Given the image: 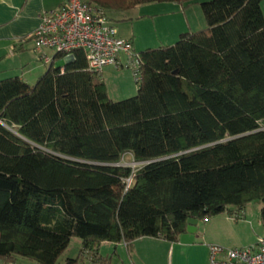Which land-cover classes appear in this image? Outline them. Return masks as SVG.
Listing matches in <instances>:
<instances>
[{
	"label": "trees",
	"instance_id": "16d2710c",
	"mask_svg": "<svg viewBox=\"0 0 264 264\" xmlns=\"http://www.w3.org/2000/svg\"><path fill=\"white\" fill-rule=\"evenodd\" d=\"M262 1L84 0L110 24L149 4L201 9L204 30L132 46L140 74L128 100H109L83 51L33 85L0 81V264H57L72 239L79 255L65 264H108L102 243L128 256L143 238L179 243L189 220L253 201L264 226Z\"/></svg>",
	"mask_w": 264,
	"mask_h": 264
},
{
	"label": "rangeland",
	"instance_id": "374dc122",
	"mask_svg": "<svg viewBox=\"0 0 264 264\" xmlns=\"http://www.w3.org/2000/svg\"><path fill=\"white\" fill-rule=\"evenodd\" d=\"M210 1V0H202ZM111 25L116 29L117 34L121 38L131 39L135 43L133 53H140L146 49H158L162 47H171L178 41V36L182 33L196 32L204 30L206 23L204 21L201 9L195 6L187 11L186 15L181 12L179 6L173 4H149L138 7L137 9L116 15L113 17ZM49 55L52 53L48 52ZM33 64L46 71L48 67L44 66L40 61H34ZM65 65L64 60H57L55 68H62ZM33 65L29 67L26 79L32 85L38 79L40 74L38 71H32ZM40 71V70H39ZM101 79L104 83L107 96L112 102H120L134 98L137 95L138 85L130 70L125 67L115 69L107 67L101 70ZM122 165L136 167L128 159ZM129 162V163H128ZM262 204L259 201L251 202L245 209L249 215V219L259 215ZM241 213H237L234 208H230L227 213L221 216L211 218L207 222H200L197 230L201 235L207 232L208 235H220L227 248L240 249L247 247L252 238L264 239V226L256 232V228L248 225H236L234 220ZM238 216V217H237ZM240 218V217H239ZM228 219V224L224 221ZM241 219H239L240 221ZM256 239V240H257ZM81 242L78 239H72L69 247L58 260L57 264H65L68 259H75L79 255ZM98 255L107 260L108 264H132V257L128 256L123 247H119L115 251V246L109 243H102L98 247ZM15 264H36L33 261L16 257ZM82 264H94L90 258L85 257Z\"/></svg>",
	"mask_w": 264,
	"mask_h": 264
},
{
	"label": "built area",
	"instance_id": "2783aa9c",
	"mask_svg": "<svg viewBox=\"0 0 264 264\" xmlns=\"http://www.w3.org/2000/svg\"><path fill=\"white\" fill-rule=\"evenodd\" d=\"M30 40L35 52L50 51L63 55V60L68 63L73 52L83 51L90 71L100 73L106 67H125L132 72L135 81H139L140 63L132 53L131 43L119 39L116 29L103 14L89 8L84 0H65L59 9L42 13L40 25ZM122 56L125 57L124 64ZM39 59L46 65L53 63L44 54ZM207 249L208 264H264L262 238L241 249L215 245L207 246Z\"/></svg>",
	"mask_w": 264,
	"mask_h": 264
},
{
	"label": "crops",
	"instance_id": "0c3cea01",
	"mask_svg": "<svg viewBox=\"0 0 264 264\" xmlns=\"http://www.w3.org/2000/svg\"><path fill=\"white\" fill-rule=\"evenodd\" d=\"M64 3L65 0H0V81L19 78L26 84L31 85L30 81L26 79L30 66L33 65L32 71H38L37 74H40L38 79L47 71H43L40 67L33 64V60L39 62L42 54L54 60L55 54L50 51L35 52L30 36L39 27L42 13L57 10ZM261 8L264 15V0ZM180 9L184 15L189 11V9L183 10L181 7ZM118 38L131 41L134 50L135 43L133 40L121 38L119 34ZM48 52L52 53V55H49ZM121 62L122 64L125 63L124 56L121 57ZM41 63L46 67L50 66L49 64ZM55 63L56 61H53L52 65L54 67ZM239 217L234 220L236 225L240 222V224L256 228L257 233L255 234L260 233L259 229H261L262 225L259 221V215L249 219L248 213L244 210ZM239 219L241 220L239 221ZM224 221L231 224L229 222L232 220L224 219ZM256 239L257 237L255 239L252 238L246 243L247 247L253 245ZM210 245L230 249L227 248L226 242L220 235H208L207 232L200 236L197 231V238L193 245L190 246H183L179 243L169 244L158 239L143 238L134 243L133 253L130 255L132 257L131 263L208 264L207 246ZM119 247L124 248L123 245H117L115 251Z\"/></svg>",
	"mask_w": 264,
	"mask_h": 264
},
{
	"label": "water",
	"instance_id": "95a60500",
	"mask_svg": "<svg viewBox=\"0 0 264 264\" xmlns=\"http://www.w3.org/2000/svg\"><path fill=\"white\" fill-rule=\"evenodd\" d=\"M197 221H188V228L185 235H183L180 240L179 244L183 246H190L193 245L195 239L197 238Z\"/></svg>",
	"mask_w": 264,
	"mask_h": 264
}]
</instances>
